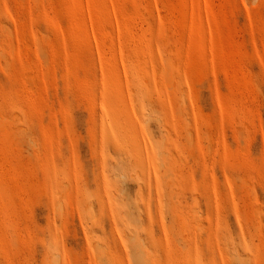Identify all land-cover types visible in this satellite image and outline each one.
I'll use <instances>...</instances> for the list:
<instances>
[{"label": "rangeland", "instance_id": "1", "mask_svg": "<svg viewBox=\"0 0 264 264\" xmlns=\"http://www.w3.org/2000/svg\"><path fill=\"white\" fill-rule=\"evenodd\" d=\"M0 264H264V0H0Z\"/></svg>", "mask_w": 264, "mask_h": 264}]
</instances>
